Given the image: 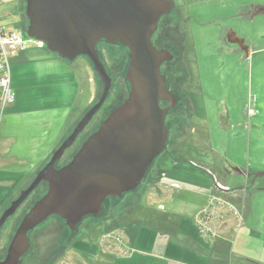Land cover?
<instances>
[{"label":"rangeland","instance_id":"rangeland-1","mask_svg":"<svg viewBox=\"0 0 264 264\" xmlns=\"http://www.w3.org/2000/svg\"><path fill=\"white\" fill-rule=\"evenodd\" d=\"M199 7L203 10L205 6ZM0 21L6 28L15 30L27 46L9 59L13 101L4 108L0 118L1 211L30 184L85 111L98 100L102 84L86 57L66 61L27 37L23 0H0ZM263 23H260L262 28ZM214 36L212 29L189 31L184 60L193 75H208L204 78L200 74L203 83H215L214 87L209 85L213 92L204 89L207 95L193 97L196 129L184 150L177 154L189 158L199 169L210 171L209 178L191 168L182 174L191 181L187 190L201 193L203 189L205 196L201 200L190 195L174 196L178 187L162 197L158 196L159 192L142 193L145 178L136 190L124 194L121 199H110L115 208L114 233L104 235L97 227L90 234L81 235L63 260L52 263L46 248L59 235L56 231L50 235L48 232L50 229L65 231L66 227L51 219L30 233L31 251L22 264H264V194L249 193L240 203L232 196L223 197L228 201L223 207L214 182L219 181L218 177L223 178L218 165L226 154L231 155L228 159L236 166L264 170V68L256 63L237 66L239 82L235 90L221 92L226 91L228 76H223L218 69L223 56L218 52L220 44H212ZM196 40L201 48L190 42ZM206 41L211 44L206 45ZM97 51L114 80L99 111L103 116L127 95L123 74L129 56L122 47L106 43H100ZM222 96H227L232 127L228 132L218 124L217 114H224V110L216 104L223 101ZM96 122L91 123L87 131L90 132ZM72 153L73 150L67 152L65 159ZM178 168L185 167L178 165ZM178 170L170 175L179 177ZM166 181L170 183V178ZM43 191V185L39 186L23 207L28 208ZM198 203L207 205V210L199 216L193 209ZM23 207L1 230L0 257L7 249L22 212L27 209ZM83 227L84 222L80 229ZM187 237L199 240L204 253L187 255L182 245Z\"/></svg>","mask_w":264,"mask_h":264},{"label":"water","instance_id":"water-1","mask_svg":"<svg viewBox=\"0 0 264 264\" xmlns=\"http://www.w3.org/2000/svg\"><path fill=\"white\" fill-rule=\"evenodd\" d=\"M27 37L72 62L86 57L102 84L98 100L85 111L46 165L0 216V234L28 196L41 184L46 192L20 219L0 264H21L29 245L27 235L50 217L74 229L84 218L99 216L108 199L136 190L148 169L165 150L167 129L160 102L170 100L161 64L170 59L152 45L162 14L172 8L163 0H23ZM118 45L129 55L124 82L128 95L82 143L71 160L55 164L73 146L112 87L97 51L99 43Z\"/></svg>","mask_w":264,"mask_h":264},{"label":"flooded vegetation","instance_id":"flooded-vegetation-1","mask_svg":"<svg viewBox=\"0 0 264 264\" xmlns=\"http://www.w3.org/2000/svg\"><path fill=\"white\" fill-rule=\"evenodd\" d=\"M163 1L170 2L172 4V8L168 12H165L160 16L151 42L157 50L165 51L170 55V59L164 61L160 67V73L165 81V90L171 98L170 100H163L160 102V107L162 109H169L165 116L167 141L165 150L156 158L144 177V179L146 178V183L144 184V190L142 191V193L148 190L160 193L162 190L167 191L170 188L172 189L176 187H178L177 189L185 190L189 186V184H191V181L185 179L184 175H182L184 172H188V168L197 169L200 173L205 174L208 178L210 176L209 170H206L204 168L199 169L197 166L193 165L188 160L189 158H187L186 156H177L178 152L184 150V148L186 147V142L189 141L193 129H196V108L193 97L196 96V94L204 96L207 95L205 90L213 92V89H211L209 85H211V87H214L212 85L215 83V80H211L214 82L212 84L203 83V79H201L202 81L200 80V74L202 75V73L198 74V77L193 75L189 64L184 60L189 31H204L208 29H212L215 31V38L212 44H216V42L220 44L218 52L223 56V58L219 62L218 69L222 71L223 76H225V74L228 76L226 80V91L221 92H233L235 90V85L239 82L237 75V66L239 67L241 65H244L245 63L249 65H253V63H256V66H259V68H264V27H260V23L264 22V0ZM199 6L205 7L203 10H199ZM191 36L192 33L190 34V39ZM190 42L194 45V47L199 43V41L197 40L194 42ZM206 42V45L211 44L210 41ZM204 46L205 43L202 44L203 48ZM197 48H201V46H197ZM126 68L124 70V74ZM206 76L208 75L205 74L203 77L205 78ZM111 79L113 82L114 80L112 76ZM220 82L222 83V81ZM220 82L218 83L220 84ZM200 83H202L201 86ZM205 84L206 86L203 87V85ZM207 87H209L210 89H208ZM222 97H224L223 101L220 100L219 104H216V107L220 106L224 110V114H217L218 124L220 128L223 129V131L228 132L232 127L230 125V116L228 114L226 100L227 96ZM125 98L119 101L118 104L125 100ZM116 106L117 104L113 107V109ZM262 107L264 108V106ZM99 111L95 114L90 123L85 127L83 132L76 138L73 146L65 151L61 160L55 164V168L58 169L66 164L69 160H71L73 155L78 151L86 138L98 128L101 121L104 120L106 116H108L111 112L110 111L107 114L101 116L99 115ZM252 114L253 111H251V115ZM99 116L101 118L97 121ZM95 122L96 124L92 126L90 132L87 131V129L91 127V123ZM72 150L73 153L65 159L66 153ZM229 156L227 154L226 156L224 155V159L221 158L218 165L219 170L222 172L223 178L221 177V179L220 177H218V182L214 180L216 189L219 191L223 200V207H225L228 203V201H226L223 197L227 198L232 196L231 198L233 200L235 199L240 203L242 202V199H244V197L249 193L254 195L264 194V170L257 171L251 170L250 168L245 169L244 167L236 166L230 161V159H228ZM259 158L262 159V157ZM178 165H182L185 168L179 169ZM174 170H178L177 173L179 177L170 175L176 172ZM179 171H181V173ZM167 178H170V183H167ZM178 179H180V184L177 182ZM41 185H43L44 187L43 193L39 195L31 203V205L28 206V208L26 207L27 209L23 207L25 206L28 198ZM39 186L20 205L16 212L7 219L5 225L12 217L15 216V214L19 209H21V207H23V209H26L22 212V218L34 204V202L46 192V183H41ZM15 199L9 201L7 207H9L10 203ZM113 205L114 202L112 200H106L102 206V213L99 216H90L84 218L81 221V223L84 222L83 229H80L81 223L74 229H70V227L67 226V224L63 220L56 216H52L47 221H45L43 224L50 221L51 219L56 220L59 225L63 223L66 227L65 231L50 229V231L48 232V234L50 235L55 233L53 231H56L59 235L58 237H56V239L58 240H51V243L46 248L49 252V261L54 263L58 260H63L66 256L67 250L75 242H77V239L80 238L81 235H86V233L90 234L97 227H100L102 229L104 235L108 236L109 234H111L110 232L113 228V223H115V208ZM7 207L0 211V216ZM206 210L207 208L205 207L204 209H202V212L200 214L203 215ZM123 214L124 213H122L120 216L122 217ZM34 230H36V228ZM33 231L29 232L27 235L29 250L26 256L31 251L29 235ZM4 254L0 257V260L3 259ZM24 258L22 259L21 264Z\"/></svg>","mask_w":264,"mask_h":264},{"label":"built area","instance_id":"built-area-1","mask_svg":"<svg viewBox=\"0 0 264 264\" xmlns=\"http://www.w3.org/2000/svg\"><path fill=\"white\" fill-rule=\"evenodd\" d=\"M38 45L42 44L38 43ZM26 48V42L18 33L6 28L0 21V118L4 108L13 101L10 90L9 59Z\"/></svg>","mask_w":264,"mask_h":264},{"label":"crops","instance_id":"crops-1","mask_svg":"<svg viewBox=\"0 0 264 264\" xmlns=\"http://www.w3.org/2000/svg\"><path fill=\"white\" fill-rule=\"evenodd\" d=\"M167 191L162 190V193L161 192L158 193V196L162 197V196H166V195L170 194L171 188L168 189ZM202 191L203 192L199 193L200 191L189 190V189L188 190L187 189H185V190L177 189V191L173 195L174 196H177L179 194V196H186V195L187 196L188 195H190V196H196L197 199L200 198V200H201L205 196V191L203 189H202ZM186 199H187V197H186ZM200 204H202V203H200ZM206 206H200L199 203L193 205V209L195 208V210H196L194 214L197 215V216H199L198 214L200 212H202V209H204ZM111 230L112 231L110 233H114L113 232V229H111ZM207 235H209V234H207ZM193 238H195V237H192V238L191 237H187V239L185 240V243L182 244V245H184L185 250H187V252H186L187 255L190 254L191 256H194V253H196V254L204 253V247H202V243L199 240H194ZM196 256H198V255H196Z\"/></svg>","mask_w":264,"mask_h":264}]
</instances>
